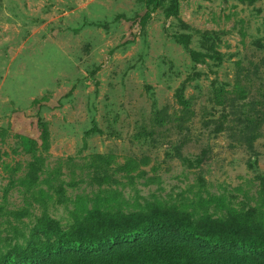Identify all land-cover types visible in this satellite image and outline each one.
<instances>
[{"label": "rangeland", "instance_id": "obj_1", "mask_svg": "<svg viewBox=\"0 0 264 264\" xmlns=\"http://www.w3.org/2000/svg\"><path fill=\"white\" fill-rule=\"evenodd\" d=\"M148 1L0 0V263L192 227L264 264V105L254 146L229 130L236 84L264 89V0Z\"/></svg>", "mask_w": 264, "mask_h": 264}, {"label": "trees", "instance_id": "obj_2", "mask_svg": "<svg viewBox=\"0 0 264 264\" xmlns=\"http://www.w3.org/2000/svg\"><path fill=\"white\" fill-rule=\"evenodd\" d=\"M161 2L162 0H149L148 4L156 9ZM177 8L178 2L175 1L174 9ZM150 18L151 13H147L143 16V21L147 22ZM234 94L230 101L235 110L232 114L235 125H229V130L235 135L242 134L252 147L258 139L253 133L261 127V113L255 110L254 104L264 105V89L259 98L249 99V90L238 83ZM177 100L182 106L178 117L182 128L190 120L194 110L192 101L184 94L178 95ZM138 165L135 160L130 159L121 165V169L135 171ZM184 231L181 237L172 241L160 237L141 239L138 234V237H131L133 241L74 242L68 241L70 236L62 231V237L57 241H49L51 236H48L47 241H34L29 251L22 248L20 256L13 253L10 257L3 258L0 264H260L246 253L247 249L241 246L236 233L232 236L211 233L200 235L192 227H187Z\"/></svg>", "mask_w": 264, "mask_h": 264}]
</instances>
